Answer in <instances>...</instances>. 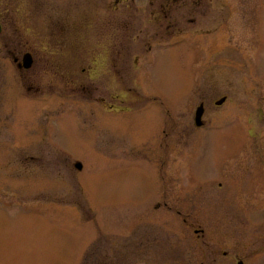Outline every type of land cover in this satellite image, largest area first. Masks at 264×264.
<instances>
[{
    "label": "rangeland",
    "instance_id": "obj_1",
    "mask_svg": "<svg viewBox=\"0 0 264 264\" xmlns=\"http://www.w3.org/2000/svg\"><path fill=\"white\" fill-rule=\"evenodd\" d=\"M103 1L0 0V264H184L193 228L264 238V0H177L158 37Z\"/></svg>",
    "mask_w": 264,
    "mask_h": 264
},
{
    "label": "flooded vegetation",
    "instance_id": "obj_2",
    "mask_svg": "<svg viewBox=\"0 0 264 264\" xmlns=\"http://www.w3.org/2000/svg\"><path fill=\"white\" fill-rule=\"evenodd\" d=\"M106 2L107 1L104 2L103 0H99L102 7ZM113 2L116 5L119 3L123 4V8L121 10L122 30L129 32L133 29V31L138 32L137 34H140L141 32L144 33L146 31L147 36L151 35L152 37H158V35H160L163 31L169 30L171 26L176 25L175 15H178L176 10L179 9L176 7L177 4L185 5L186 3L188 5L187 2L177 3V0H114ZM186 10H189L187 6L179 12L180 15L184 16L186 14ZM190 12L191 10H189V13ZM1 14L2 12L0 10V15ZM27 52L30 51H26L25 53ZM30 53L33 56V66L35 59L33 53ZM21 59L22 58L19 56H16L14 61L19 69H24L21 67ZM113 65L116 66L115 64ZM217 101L218 100H216V104ZM225 101L223 103H225ZM204 114L205 110L202 116V125H196L199 128H204L207 125V120L204 118ZM223 178L225 177L222 176L219 179ZM225 179L228 181L230 178L228 177ZM219 186L221 188H225L226 190H224L223 193H226V191H228L229 183L224 186L223 182L219 181ZM187 220V218L184 219L185 225L191 229L192 223ZM193 231L197 235L195 238L196 242L192 245L190 241L187 243V246H185L187 254L184 264H257L256 259L260 257L263 258L260 259V263H264L262 262L264 261V238H256V240L247 238L246 241L239 242L236 237H232L230 239L209 237L207 236L209 235V232L205 228H193ZM229 233L234 235L235 230H229L227 234ZM193 246L194 248H192ZM197 250L200 252L201 260H196L197 258L193 259L191 257L190 252H195Z\"/></svg>",
    "mask_w": 264,
    "mask_h": 264
},
{
    "label": "water",
    "instance_id": "obj_3",
    "mask_svg": "<svg viewBox=\"0 0 264 264\" xmlns=\"http://www.w3.org/2000/svg\"><path fill=\"white\" fill-rule=\"evenodd\" d=\"M2 32V24H1V15H0V33ZM33 64V56L30 52H27L24 54L23 59H22V66L24 68H30ZM226 96H223L220 100L217 101V104H222L225 100H226ZM205 107L203 104H200L197 109H196V113H195V122L198 126L202 125L203 121H202V116L204 113ZM75 166L78 169L82 168V163L81 162H76Z\"/></svg>",
    "mask_w": 264,
    "mask_h": 264
}]
</instances>
